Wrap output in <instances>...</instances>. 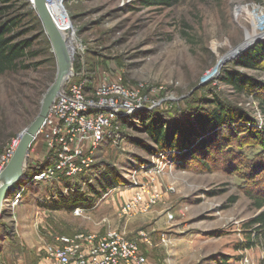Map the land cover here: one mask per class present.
Wrapping results in <instances>:
<instances>
[{"label":"rangeland","instance_id":"1","mask_svg":"<svg viewBox=\"0 0 264 264\" xmlns=\"http://www.w3.org/2000/svg\"><path fill=\"white\" fill-rule=\"evenodd\" d=\"M58 1L57 14L89 70L129 89L140 86L148 107L122 118L116 140L100 144L84 176L58 175L24 184L32 176L25 172L9 190L1 213L0 264H34L37 250L56 234L103 233L107 228L136 241L145 264H264V205L258 207L264 191L255 184L264 177L248 168L264 157L251 135L230 140L225 151L218 149L210 170L193 160L182 167L138 144L153 146L142 131V116L160 114L168 123H184L191 110L211 108L212 98L241 110L254 120L249 125L260 130L264 89L240 92L219 76L237 71L264 85V61L257 68L235 63L264 37L199 84L227 52L264 33V0H173L171 5L64 0L63 8ZM5 4L7 13L19 19L15 30H25L20 38H31L28 50L36 55L23 62L28 68L0 74V153L37 116L57 73L56 57L30 1ZM32 158L27 165L39 161L34 154ZM108 168L124 182L105 191L99 178ZM135 182L148 184L161 197L146 213L120 218L116 212L131 197ZM22 188L20 199L13 201ZM72 194L90 204L79 206L82 215L73 213L76 207L50 208Z\"/></svg>","mask_w":264,"mask_h":264},{"label":"built area","instance_id":"2","mask_svg":"<svg viewBox=\"0 0 264 264\" xmlns=\"http://www.w3.org/2000/svg\"><path fill=\"white\" fill-rule=\"evenodd\" d=\"M75 50L79 67H73V72L63 81L32 142L34 147H30L28 161L33 159V154L39 161L26 167V171H32V176L24 184L46 181L58 175L84 176L92 168V156L100 144L107 139L116 140L122 118L136 109L148 107L145 97L140 94V86L129 89L95 70L89 72L82 51ZM18 142L19 134L0 153V173L13 156ZM160 156L165 158L163 154ZM23 190L16 192L13 201L20 199ZM160 197L161 192L148 184L135 182L134 192L120 204L116 214L120 218L144 214ZM73 213L82 215L83 209L76 207ZM36 256L34 264L146 263L137 242L111 228L103 233L82 230L71 235L56 234L37 250Z\"/></svg>","mask_w":264,"mask_h":264},{"label":"trees","instance_id":"3","mask_svg":"<svg viewBox=\"0 0 264 264\" xmlns=\"http://www.w3.org/2000/svg\"><path fill=\"white\" fill-rule=\"evenodd\" d=\"M144 1L150 2V0ZM7 2L8 0H0V74L15 71L18 68H28L29 64L23 62L28 57L36 55V52L28 50L32 44L31 38H20L25 30H15L19 19L7 13L9 8L5 4ZM150 3L171 5L173 0H151ZM262 61H264V42L250 47L235 60V63L248 68H257L262 64ZM74 67H79L77 55L75 56ZM87 69L89 72L92 71L89 70L88 65ZM219 79L229 84L232 89L247 94L264 89L263 84L255 81L251 76L237 71H225L219 76ZM261 101L264 103V98ZM208 104L211 108L207 110L199 107L191 110L187 115L188 120L184 123L176 121L172 124L168 123L160 114L142 116L140 118L142 131L153 146L138 142L139 146L151 154H163L172 163L182 165V167L193 160L201 168L210 170L211 161L217 159L215 153L218 152V149L225 151L230 147V140L241 137V135H251L261 147L260 153L264 157V121L260 130H257L249 125L254 123V120L241 110L230 107L218 98H212ZM262 107L264 108V106ZM248 168L252 169L256 176L262 175L264 177V158L251 163ZM121 182L124 181L116 174L111 173L108 168L103 170L102 177L99 178V187L107 191L121 185ZM255 184H258L257 187L264 191V179L259 180V183L255 182ZM92 191L96 193L97 189L92 187ZM74 195L72 194L61 201L52 202L50 208L69 209L81 205L82 207L90 205L84 203L83 198H77ZM263 205L264 197L259 202L258 207Z\"/></svg>","mask_w":264,"mask_h":264},{"label":"water","instance_id":"4","mask_svg":"<svg viewBox=\"0 0 264 264\" xmlns=\"http://www.w3.org/2000/svg\"><path fill=\"white\" fill-rule=\"evenodd\" d=\"M39 18L44 32L50 42L52 52L57 60V73L55 80L44 93L40 104V110L34 120L19 134V142L7 165L0 173V217L3 210V202L8 198L9 190L15 186L25 175L30 147L34 138L43 125L48 109L57 95L63 81L73 72L75 49L73 41L67 34H62L54 21L50 0H29ZM57 2V1H55ZM60 7H64L61 0L58 1ZM66 27V26H64ZM264 35L257 36L252 40L246 39L234 49L227 52L217 62L213 68L212 75L204 77L199 85H204L227 61L238 57L255 41L261 40ZM195 89V88H194Z\"/></svg>","mask_w":264,"mask_h":264},{"label":"bare ground","instance_id":"5","mask_svg":"<svg viewBox=\"0 0 264 264\" xmlns=\"http://www.w3.org/2000/svg\"><path fill=\"white\" fill-rule=\"evenodd\" d=\"M50 1L54 2V0H50ZM50 7L52 9V13L54 15V21L57 24L58 29L62 32V34H67L68 33V27L66 25V22L57 14L58 6L56 5V3H53ZM64 26H66V27H64ZM262 35H264V33L259 34L257 36H262ZM257 36H254V37L250 38L249 40H252Z\"/></svg>","mask_w":264,"mask_h":264}]
</instances>
